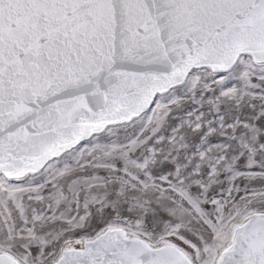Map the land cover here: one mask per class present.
<instances>
[{
  "label": "snow or ice",
  "instance_id": "6c2138e0",
  "mask_svg": "<svg viewBox=\"0 0 264 264\" xmlns=\"http://www.w3.org/2000/svg\"><path fill=\"white\" fill-rule=\"evenodd\" d=\"M0 264H264V0H0Z\"/></svg>",
  "mask_w": 264,
  "mask_h": 264
}]
</instances>
